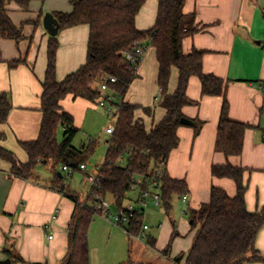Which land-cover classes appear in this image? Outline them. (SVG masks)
<instances>
[{
  "label": "crops",
  "instance_id": "1",
  "mask_svg": "<svg viewBox=\"0 0 264 264\" xmlns=\"http://www.w3.org/2000/svg\"><path fill=\"white\" fill-rule=\"evenodd\" d=\"M159 1L145 0L136 17L138 29L144 31L154 27ZM6 8L24 37L16 41L0 35V95L6 93L12 104L7 120L0 122V132L5 134L0 146L26 162L28 154L20 142L38 138L43 118L42 81L47 71L51 37L44 26V17L47 13L71 12L73 7L72 0H30L27 8L11 0ZM183 10L186 14H195V22L202 28L184 40L185 53L193 48L204 51V72L224 79L227 84L230 117L251 127L245 133L243 153L227 157L216 146L223 96L202 95L199 77L190 78L187 94L198 102L184 106L183 114L194 123L202 122L200 131L196 135L194 124L179 127V145L171 152L165 166L171 178L187 182L188 201L175 197L170 211L153 203L144 210V220L151 219L154 214L158 216L144 239L146 245L162 253L168 264H185L194 242L197 229L191 227L189 209H199L208 203L213 186L225 189L231 197L237 194L232 178L212 174L214 164L231 163L244 168L247 209L257 212L264 207V0H186ZM89 35L90 27L85 24L59 30V81L86 63ZM19 60L16 66L10 65ZM158 73L156 51L149 46L140 62L139 76L131 84L125 100L144 107L154 106L159 95ZM177 82L178 71L173 69L171 90L176 88ZM61 106L72 114L75 126L80 129L79 122L83 124L99 104L69 95L61 101ZM165 113L162 107H156L153 114L141 109L136 112L147 129L159 122ZM107 150L108 145L102 146L95 157L97 161L93 162L103 164ZM10 169L11 163L0 157V261L61 264L69 248L68 225L75 203L62 192L50 188L51 172L43 178L37 173L40 178L37 182L14 177ZM134 195H129L126 202L129 203ZM87 196H82L83 200ZM56 210L57 217L53 219ZM94 224L95 218L89 230V244ZM112 231L119 232L116 228ZM173 233L176 236L169 253L165 254ZM128 237L133 238L129 234ZM129 247L128 256L133 264L147 263L142 260L151 258L143 249ZM256 248L264 257V227L258 233ZM16 255L25 262L17 261ZM180 255L184 257L177 262ZM151 261L153 259L148 262ZM91 264L103 263L91 260ZM245 264H264V261Z\"/></svg>",
  "mask_w": 264,
  "mask_h": 264
},
{
  "label": "trees",
  "instance_id": "2",
  "mask_svg": "<svg viewBox=\"0 0 264 264\" xmlns=\"http://www.w3.org/2000/svg\"><path fill=\"white\" fill-rule=\"evenodd\" d=\"M11 0H0V35L3 38L20 41L22 29L10 18L6 4ZM27 8L30 0H15ZM145 0H72L71 12H54L60 29L88 25V57L86 63L64 80L57 79L58 34L51 35L47 51V71L42 81L41 109L43 118L37 139L22 141L20 144L28 154L26 162L20 161L10 150L0 146V157L11 163L10 173L14 177L39 181V165L48 167L52 180L50 188L62 192L75 203V209L68 225L69 248L61 264H91L89 230L98 213L92 205L91 197L83 200L65 182L59 165L89 162L98 145L96 139L88 144L75 146L73 141L80 130L75 126L72 114L63 110L61 101L71 95L74 99L84 98L99 104L106 92L101 86L109 76L117 82L109 85L108 92L115 97L117 121L115 131L107 141L108 150L101 168V189L114 204L124 206L132 191L134 179L142 174L153 175L157 169L166 166L171 152L179 145L178 129L182 126L183 107L197 103L192 100L187 89L190 78L199 77L202 95L223 96L221 115L218 124V149L227 157L240 156L244 150L246 130L250 124L233 119L229 115V102L226 96L227 84L224 79L207 74L203 70L204 51L193 48L185 53L184 40L202 30L195 22V14L183 10L186 0H160L156 23L149 30L136 26V17ZM59 33V32H58ZM135 43L152 46L159 63L157 84L159 95L154 106H140L125 100L133 81L139 76L140 65L127 61L125 53L133 51ZM145 50V52H146ZM19 61L10 62L16 66ZM173 69L178 71V82L170 89ZM107 98V97H106ZM156 107L165 109V116L147 129L145 122L137 117V110L153 114ZM12 108L6 93L0 95V122H5ZM202 122L194 123L196 135ZM63 129V139L59 141V131ZM5 134L0 132V140ZM127 157L128 163L121 164ZM73 170H78L79 167ZM62 173V177L59 175ZM245 169L231 163L214 164L212 174L216 177L232 178L237 186L235 197L228 195L223 188L213 186L211 199L199 209H189L191 227L197 229L194 242L186 256L185 264H245L264 261L256 248V239L264 227V207L257 212L247 209L244 181ZM162 206L166 211L172 208L175 197L187 193L185 180L171 178L164 168L158 177ZM142 220L135 218L129 224L131 233H138ZM165 248L168 254L172 240ZM154 246V243L151 242ZM180 255L176 261L183 259ZM17 261L25 260L16 255ZM126 264H133L128 261ZM147 264V263H139Z\"/></svg>",
  "mask_w": 264,
  "mask_h": 264
},
{
  "label": "rangeland",
  "instance_id": "3",
  "mask_svg": "<svg viewBox=\"0 0 264 264\" xmlns=\"http://www.w3.org/2000/svg\"><path fill=\"white\" fill-rule=\"evenodd\" d=\"M117 107L114 106L111 112L106 109L96 106L94 112H91L83 122L80 124V130L78 131L73 144L75 146H80L82 143L88 144L91 139H97V147L95 154L90 158V162L97 161L96 155L99 154L102 146H107L106 141L110 139V134L106 133L105 128L110 125H115L117 121ZM63 139V129L59 131V141ZM128 163V158L124 157L121 160L122 165ZM59 170L61 165H59ZM37 173L43 178L46 175L50 174V169L44 165H39L37 168ZM64 182L73 190L79 193L81 196H86L89 193L87 184L84 182V174L79 170H73L70 175L65 174ZM88 192V193H87ZM135 194V191H130L129 195L132 196ZM111 202V211L117 213L119 207H117L111 198H108ZM86 200V199H85ZM126 202L124 204L127 205ZM157 214L151 219L146 217L145 223L151 228L152 221H156ZM116 228L119 230L118 233H113V229ZM149 231V230H148ZM147 231V232H148ZM156 232V231H155ZM133 238L128 237L127 231L121 227L115 226L108 219L104 218L100 213L95 215V224L92 228L91 237H90V249H91V260L100 261L103 264H126L129 260L128 256V247L133 249L136 246L138 249H143L146 251V256L151 258H144L142 262H147V264H168L167 259L162 253H159L157 249H154L150 246H147V241L144 239H137L134 235ZM146 239V238H145ZM140 241V242H138ZM151 262H148L152 260ZM153 262V263H152ZM18 264V263H13Z\"/></svg>",
  "mask_w": 264,
  "mask_h": 264
},
{
  "label": "built area",
  "instance_id": "4",
  "mask_svg": "<svg viewBox=\"0 0 264 264\" xmlns=\"http://www.w3.org/2000/svg\"><path fill=\"white\" fill-rule=\"evenodd\" d=\"M134 47L135 48L133 51H127L125 53V57L127 61L132 62L133 64H138L145 55L146 47L141 45L140 43H135ZM116 82L117 78L115 76H109L101 86L102 92H107L109 90L110 83L114 84ZM106 97H102L100 99L99 106L111 112L114 106H116L115 97L112 93H108ZM114 131L115 125H110L106 129V133L110 135L113 134ZM163 166L162 168L157 169L153 175L142 174L134 179L132 187V190L135 191L134 198H132L127 205L119 208L117 213H113L111 211V202L108 199L109 197L105 196L101 189L102 164L98 162H86L80 164L78 166V170L83 172L85 176L84 182L89 188L88 196L92 198V205L96 208L97 212L100 213L104 218L112 222L115 226L121 227L126 230L127 234L131 236L134 235L135 237H137V239H145L147 238V231L150 229V227L144 222V210L149 203H153L156 206L162 205V197L158 189L160 186L158 177L163 175V171L165 168H163ZM60 170L63 173L70 175L73 171V168L72 166L62 164ZM182 200L184 202H187L188 194H184L182 196ZM57 212L58 210H56L55 214L53 215V219L57 217ZM137 217H140V219L142 220V225L140 232L138 234H133L128 229V227L131 221ZM49 237L52 238L53 236Z\"/></svg>",
  "mask_w": 264,
  "mask_h": 264
},
{
  "label": "water",
  "instance_id": "5",
  "mask_svg": "<svg viewBox=\"0 0 264 264\" xmlns=\"http://www.w3.org/2000/svg\"><path fill=\"white\" fill-rule=\"evenodd\" d=\"M44 26L47 30V32L50 35H57L60 29V24L57 21V19L55 18V16L53 15V13H47L44 17ZM182 125H193L194 122L188 118H182L181 120ZM72 167L77 168L78 164H71ZM61 177L63 176L62 173L60 172L59 174ZM1 264H6V263H10V260H3L0 261Z\"/></svg>",
  "mask_w": 264,
  "mask_h": 264
}]
</instances>
